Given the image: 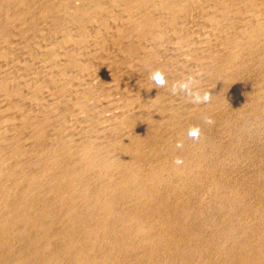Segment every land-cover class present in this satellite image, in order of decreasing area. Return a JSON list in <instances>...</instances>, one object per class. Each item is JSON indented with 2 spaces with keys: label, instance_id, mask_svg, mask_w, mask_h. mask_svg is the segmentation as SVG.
I'll return each mask as SVG.
<instances>
[{
  "label": "rangeland",
  "instance_id": "374dc122",
  "mask_svg": "<svg viewBox=\"0 0 264 264\" xmlns=\"http://www.w3.org/2000/svg\"><path fill=\"white\" fill-rule=\"evenodd\" d=\"M28 1H30L29 5H28ZM45 1L47 0H44V2L43 0H27V3L25 5L26 8L28 6L29 9L31 8L33 9L29 10V9L23 8L24 11L26 10L27 15L25 14L22 20L26 18L27 20H24L21 23H18L17 24L18 27L15 25H14L15 27L13 26L12 28L13 34L14 35L17 34V35L14 37V35L10 33L11 35H6L7 37L4 36L5 37V38L3 37L4 39L1 38V40H4L3 42L0 40V42H2L0 43V84H1L0 85V166H3L2 168H5L4 171H2L0 174V188H2L5 185H10L12 183L11 181L15 182L18 180L17 182H15L16 187L15 185L13 186V188L15 187V189L13 190L14 193H11L10 197L6 196L5 197L6 199L2 197L1 195L3 194L1 193L4 191V187L0 189V201L2 198H4L2 199V202H4L3 200L6 201L8 199V202H10L12 206L14 205L16 206V202H17V205L19 204L21 205L22 202H24V204L33 203L32 206L35 203V205L32 207V209L34 210V212L32 211L33 214L35 215V212L39 213V218L41 217L44 218L45 216V220L42 219L43 221L42 220L40 221L41 226L40 225L38 226L36 224L38 227L36 225L33 227L30 224L25 225L23 224L22 221H21L22 223H20V220L19 221L14 220V221H18L19 223L18 222L17 223L19 225L16 222H14L7 226H4V225L1 226V221H0V239L2 238L0 240L1 241L0 242V261H1L0 263L1 264H13L14 260L20 258L24 254L27 255L30 253L31 254L36 253L37 255L34 257V261H32L34 262L33 264H37L38 262H39L38 264H43V263L45 264L47 261L49 262L51 260L53 261L49 262L50 264H54V262L55 264H69V263L73 264L74 257L77 255L76 253H78L77 251L78 249L79 250L87 249V251L89 250L88 253L92 256L93 248H90L91 249L90 250L89 248L84 247V246H88L87 242L89 241L91 236L89 235V237L88 236L86 237L85 234L88 235L87 230L89 231V229H91L92 226L95 225L93 223H98L101 221L102 222L105 221L106 222L105 224L108 223L107 224L108 226L110 223V226L109 227L107 226L108 229L105 231L106 233L104 232V230H102L103 227L100 230L99 226L97 227L96 225L94 226V229L97 228L98 230L97 229L94 230L92 228L91 233L93 234V230H94L95 232H97V233L94 232L95 235L100 233L97 235L98 238H102V239L107 238L106 240L110 239L108 241L111 246L110 245L109 247L107 246L106 247L107 249L95 248V251H94L95 253L93 252L94 256L95 254L97 256L99 255L98 258L101 260L102 264L104 261L108 262L107 259L104 260L105 256L107 257V254H106L107 250L109 251V248L111 249L112 245H114V242L117 241V239L119 240L123 239V243L125 244L124 246L126 250L125 249L122 250L121 255H122V261L123 260H125V262L127 261L126 264L127 263L131 264L130 257H132L133 259L137 258L135 260L141 261L142 258H144V256L147 259L144 258L142 262H144L146 259V262L149 263L152 260H154L155 255L157 253L158 254L156 255L155 260L149 264H152V263L158 264V261H159V264H166V263L167 264H177V263L178 264H188V263L193 264L196 262L197 259H198L197 260L198 262H200L201 260V264H215L218 262L219 264H222V263L230 264V261L232 264V261L235 259V254L239 252V249L242 250V248L245 245V242L248 241V239H250L251 241V239L254 240L253 237L256 238L254 240L255 246L257 245L256 248L259 246L258 244H256V242L261 243L260 245H264V241L261 242V240L264 238L263 236L264 231H262L264 230V227H263L264 226V219H263L264 218V0H249L250 3L245 2L247 0H244V1L243 0H219V1L218 0H211V1L210 0H206V1L197 0V2L196 1L194 2L193 0L192 2L197 4V6L191 2L189 5L186 6L187 10L185 9L182 12L183 14L181 13L179 15H174L176 19L174 18V16H169V18L171 17V19H169L168 15H166L164 11L162 10L160 11V9L158 8L160 7L161 2L158 0L157 1L154 0L153 1L154 4L151 3V5L155 6L156 10L158 9L160 12L157 13L158 10L156 11L155 8H153L154 9L153 11H155L156 13L155 12L152 13L150 12L152 11V8L150 9L149 7H148L149 11L148 9H146V11H148V13L150 12L152 14L151 16L153 17L156 14L157 16H155L154 18L156 19V24L160 22V24L162 23L163 26H160V24H158L159 27L158 25L155 26V28L153 29L155 32L152 30V32L154 33L152 36L153 38L155 36V39L152 38L153 40L151 41V38L148 37L147 40L148 41L150 40L151 42L150 41L148 42L146 40V42L149 44L144 42L145 44L140 45L141 44L140 43L138 46H141V47L137 48L135 54L129 53L130 56L128 55V50H127L128 49L127 39L123 41L122 39H118L119 37L115 39L116 38L115 36L117 35L112 32L114 29L116 30V26H119V25L121 26V22H122L121 20L123 19L122 17H124L122 15L124 13H121L120 8L117 7L118 9H116V6H115L116 4L112 3L111 0H109L110 3L108 0H103V2H100L101 7L99 4L98 6H96L97 8H94V10L90 8L91 6L90 7L88 6V4L92 3L93 0H91L90 2L89 0H87L88 3L85 0H48V3ZM34 2L36 4L37 2H39L41 5L44 4L43 7L45 6L47 10L50 7L48 12L45 11V13L46 12L47 13L44 14V11H42L43 9L42 6H40V4L38 3L39 7H37V5ZM113 2L116 3V1L114 0ZM57 3L61 7L57 6L58 5ZM31 4L33 5L31 6ZM219 4L222 6H220ZM91 5L93 8L94 7L93 4ZM108 5L109 6L114 5L112 6L113 9L112 7H110L111 8L110 9ZM88 7L91 10L90 12L91 13L93 12L91 14L93 16V19H91V21L88 20L87 16L85 17V15H83L84 16L83 17L81 13L82 10H85V8H88ZM213 7L215 8V11ZM37 8L38 9L41 8V10L39 9L40 10L39 11ZM18 9L20 11V9L22 8H18ZM34 9H37V11ZM228 9L229 11H227ZM27 11H30L29 14H32V13L33 14L30 16ZM35 11L41 14L40 15L38 14L36 16ZM111 12L114 15L115 13H118V15L117 14L116 15L119 16L120 20L119 19L118 20L121 22L117 20V16H115L116 17L115 19L114 16H112L113 14H111ZM42 13L44 14L45 17L42 16ZM120 13L121 15H119ZM160 13H161V16L163 15L162 16L163 21H165L164 19L168 20L167 22L165 21L166 24H164L165 22L164 23L162 22V18L159 19ZM78 14H81V16ZM109 14L110 16H112V18L110 16L108 18ZM222 14H224V16ZM33 16H34V19L32 20L31 17L33 18ZM39 16L43 18L41 19V17ZM103 16L104 17L106 16L105 17L106 20H104ZM176 16H179L180 19L179 18L177 19ZM156 17H158V19ZM110 18L111 20L113 19L112 21L114 24L116 23L115 25L113 23H112L113 25L109 24L110 21L108 20H110ZM78 19L82 21L81 22L82 24L83 22L85 23L84 25L86 29L82 27L84 25L78 22ZM224 19H225V22H224ZM75 20H77L76 24H79V25L81 24L80 25L81 27H79L82 30L81 34L79 32L80 29H78L79 25H75L73 23L75 22ZM103 20L105 22H103ZM158 20L159 22H157ZM219 20H221L223 24ZM230 20L231 22H229ZM169 21L171 22V25ZM224 23L225 24L232 23V25L230 24L231 30L228 29L229 32L227 33L223 32L224 34L222 33V31H220L221 33L220 35L217 29L218 28L220 29L221 26L224 25ZM218 24H219V27L217 26ZM108 25H109V28H108ZM21 28L24 30H22ZM156 28L157 29L160 28V30H157ZM75 29L77 30L75 31ZM155 29L158 31V33H156ZM20 30H22L21 31L22 33L20 32ZM103 30L105 33L103 32ZM244 30H248V31L250 30V33L246 35L249 37H243V34H241V32ZM99 31H102L100 32L101 35L99 34V36L97 35L96 37L95 35L98 34ZM66 32H67V35H66ZM71 33H73V35L74 34L82 35V37L79 36L82 38V39L81 38L79 39V42L80 40L81 42L78 44V42L76 41L78 45H74L76 43L73 41V38L76 35H74L73 38H71L72 36ZM103 33L107 36H105ZM83 34H84L85 39H83L84 38ZM87 34L89 35L87 36ZM226 34H228V36H224ZM18 35H21V36L23 35V36L21 37ZM103 35L106 38H110V39L111 37L112 38L114 37L116 41H114L113 39H111L113 40L111 41L109 39L110 42L106 43L108 41L105 42V40L107 39H105ZM239 35L243 37L242 40L239 39L240 43H238L239 41H237L238 47L232 51L233 54L229 53L230 56L233 57V61L228 66H224L226 64L223 65L222 60L224 58L225 59L223 61L228 60V58L226 59V57H228L226 53L227 51H229L228 49L231 48V46H228V45H233L232 41L235 39V37L236 39L234 40V43H236V40L240 37ZM100 36H101V39H103L104 37L103 41L106 43V44L104 43V46L102 44L103 41L100 40ZM220 36H222L223 38ZM6 38L8 39L11 38L12 40L10 39L8 40ZM17 39L18 40L21 39V40L17 42ZM74 39H76V37ZM6 40H8V42ZM117 40H121L122 42L117 41ZM21 41L23 42V44ZM124 41H126V43ZM115 43H117L116 45L121 44L123 45V47H121V45L120 47L119 45L116 46ZM146 44L147 46H145ZM70 45H74L75 49L73 46L72 48ZM104 47H106V49ZM118 48H119V52L125 49L126 50L125 52L127 54L124 51L119 53L117 50ZM142 48L143 49L147 48L146 50L148 52L146 50H143ZM64 49L65 50L67 49V50L65 51ZM70 49L75 50L74 51L75 53L73 54L69 53L70 56L74 55L76 57V60L74 57L75 62L72 64L71 63L69 64L70 56L69 54H67L68 50ZM204 49H206V51ZM113 50L115 51V53ZM149 51L150 52L154 51L158 54L154 59H151V60L146 59L147 58L146 56L149 55L150 53ZM116 52L118 53L116 54ZM146 52L147 54L145 55ZM203 52L204 53L209 52L211 53V55L212 53H214L215 54L213 55L214 59L216 55H217L216 59H218L221 53L224 55V57L223 56L221 57L222 60L221 58H219V60H216L215 61L216 65L213 62H210L209 61L210 59H209L207 61L208 63L207 65L205 64L207 60L206 59L207 54H204ZM218 52H221V53L218 54ZM137 53L141 56H139ZM143 55L145 56L143 57ZM61 56H63L65 60L63 57H62L63 59L59 58ZM77 58H81V59H77ZM125 61L127 62L125 63ZM135 61H137L138 63L137 62L135 63ZM218 61H221V62H218ZM129 62H130V65H129ZM66 63H67V66H66ZM149 63L153 66H151ZM74 64L77 65V67ZM146 64L148 65L149 68L146 66ZM200 65L201 66L207 65L209 66V68L208 67L204 68L202 66L203 68L202 70ZM219 65H223V68L222 67L219 69L216 68ZM198 68H201L202 71ZM221 69H223V72H224L223 74L225 73L227 74V75L226 74L224 75L225 76L224 78H226V76L228 77H227V80L223 79L224 81L222 80L219 82V80H217L216 75H217V71L218 70L221 71ZM209 70H211L212 72ZM157 71L161 72L165 77L166 83L163 86L156 85L155 82L151 78L152 74ZM58 72H59V75H56V73ZM205 72L206 74H204ZM78 73H81V74L78 75ZM55 77L57 78L55 79ZM59 80L60 81L62 80L61 84L63 83V86L60 84V82H58V84L61 85L62 87L61 86L58 87V85L53 86L54 84H57L56 82ZM2 81L5 85L1 83ZM182 84L187 85V87L181 88L180 85ZM40 85H43L45 87L43 88ZM127 86H129L130 88ZM35 87L36 89L39 90L38 92L35 91L34 89ZM2 89H5L3 90L5 91V93L2 91ZM71 89H73V91ZM57 90H60L59 93ZM63 90H66V91H63ZM32 91H35V92L32 93ZM83 92L85 93V95L83 94ZM53 94H57L58 96L60 94V96L56 97ZM205 97H207V99H205ZM86 99H89V100H86ZM207 108H208V111H207ZM201 112H203L202 115L204 114L203 115L204 117L201 115ZM123 113L125 115L124 116L125 120L124 118H121V115H123ZM198 113H200V115L202 116V118L200 117V121L199 119H197L199 118ZM117 115L118 117H115ZM40 117H42L43 129L40 132L39 144H37L38 146L36 145V148L33 149L34 144L33 146H31L32 137L30 135L32 133L29 130L30 129L29 126L32 123L37 122L40 119ZM194 117H196V119ZM120 122H123V123H121L120 125ZM130 129L131 131H129ZM189 130H193V131L198 130L199 138L198 139L191 138L188 135ZM126 131L127 133H130V134H127ZM68 132L72 133L73 135H76V137L73 139H68L66 137V133ZM136 132H139V133H136ZM137 134H138L139 139L136 137ZM125 137L126 138L132 137V138L126 139ZM134 138H136L137 141L138 140L139 141L138 142L135 141L136 139ZM129 139L130 141H128ZM157 140L159 142H157ZM121 141L122 143L123 142L124 143L122 144ZM29 142H31L30 143L31 145L29 144ZM128 143L130 144L132 143V145L135 147L137 146L139 148V151H141V153L139 151L131 152L129 149L128 151L129 154H128V152L126 151L128 150L127 147H129L130 145ZM54 144H56V146H62L64 148L62 149L63 151L61 153L62 158L64 157L67 158V159L64 158L65 160H67V162L71 160L68 163V165L64 167L66 170L68 169L67 170L68 174H70L69 173L70 171L74 172V171L82 170L80 171V174L78 175L79 177H77L78 180L76 178L77 181L71 180V177L70 176L68 177L67 175H66L67 178L66 177L63 178L62 176H60V174H57V175L55 174L57 172L53 170L54 167H51L52 164H54V162L51 161L50 163V158H48L49 155H47L48 153H51V149L55 147ZM124 144L127 145L126 149H124L125 148ZM178 144L181 146L178 147L177 146ZM172 147H174V149ZM172 153H173L174 158L176 157L178 158L181 154H183L181 156H184L183 161H185L184 162L185 168L188 167L186 166V164L189 163L188 165L190 169L192 168V170H194L193 173L198 174L196 176L197 177L199 176V178H201L202 181L204 180V183L202 184L197 183L196 185V183L190 184L187 181L188 186H186L187 188L184 189L185 192L184 191L179 192L177 189L173 190L174 184L176 183L178 184L181 181L177 179L179 175L178 176L176 175L177 178L175 179L176 176L172 174L173 177L175 176L173 178L170 175L171 171L165 169L167 168L168 162L170 163L169 160L172 159V157L169 156V154L172 155ZM136 154L138 155L140 154V156ZM105 157L108 160L103 159ZM45 158L47 159L49 163L46 162ZM105 160L107 162H105ZM127 162H130V163L135 162L136 166L134 165V167L131 169L128 166L129 163ZM139 162H142V163H139ZM134 168H136L137 170ZM48 169L50 170V172H48L49 171ZM154 169H155V172H157L158 174L161 173L159 176L161 177L160 178L161 186H159V189L157 191H159L161 196H163L164 193L166 194L170 193V195L172 194L171 199L177 198V200L175 199L174 200L177 201V203H179V206L176 203L171 204L169 208L167 206L165 208V211H167L168 209H169L168 211H173L171 209L174 207V205H177V207L182 211L181 213L188 210V212H190L189 214L190 216L187 217V220L190 218L189 221H187L188 228L192 230L196 228V230L198 231V235H200L198 237L199 242L198 243L196 242L197 246L198 244L202 246L201 243L205 241L206 239L213 242V244H211L212 246L208 248L204 247L205 249L200 246L198 247L199 249L201 248L200 253L198 252L199 254L195 253V255H193L194 253L192 252L190 253L188 251L187 248L189 246L187 247L186 244H182V249L180 248V250L179 248H177L176 250H179L177 252L176 250L174 249L172 250L171 248L170 250H167L168 248H165V247L163 248L162 250L163 252H162L161 251L162 247H160L162 245L158 244V242L156 244L154 243L153 246H152V242H149L150 243V246H148L149 249L147 247L144 248V245L147 246V244L149 245V243L147 242L140 243L139 240H138L139 242L138 241L136 242V240L134 239H137L139 236L142 238L143 232H139L137 231V229L135 230L134 225L136 224L133 223V225H131L132 223L127 222L126 218L125 217L123 218L124 215L122 214L123 212L128 213L127 212V209H129L128 206H130L131 208L132 204L136 201L135 198H138L141 196L140 190L137 187H134L135 185H128L129 186L128 189L130 190V193H128L127 196H124L123 199L122 198L119 199V202L118 201L115 202L116 204L113 206V209L116 212L114 211L112 212L113 217L110 215L111 213L106 214V215L103 214L104 212L102 211V207L104 205V202L108 200V198L106 197L108 195H111V193L117 194L114 191L115 189L117 190L118 193L120 190L122 191V189L125 190V188L122 185H120V181L122 180L120 179V177L122 178L128 177L126 175L131 174L132 170H134L135 173H138L144 176L145 174H149V172L151 173L152 171H154ZM195 169H197L198 172L197 170L195 172ZM129 171L130 173H128ZM81 172H84L85 174L82 175ZM29 173L32 174V176L34 175L32 179H36V178L37 179L33 181L30 180L31 176H28L30 175ZM58 175L60 179L57 178ZM80 175H82L81 178H80ZM164 175H166L165 178L163 177ZM170 176L173 180L170 178ZM181 177L183 178L184 176H181ZM25 179L28 180L29 183ZM179 179H181L180 176H179ZM7 180L9 181L7 182ZM31 182H33V185H31ZM29 184L31 187L33 186L32 192L30 191L31 187H30V190H28L31 193L26 192L27 191L26 189L29 187ZM108 184L109 186L112 184L111 186L112 188H109ZM85 185L88 186L87 187L88 189H86L85 191H82V189L84 188L83 186ZM113 185H115L116 188L113 189V187H115ZM53 186L54 188L56 186V189L60 187L58 192H53ZM202 186L204 187L201 188ZM70 188L74 192V195H72L71 197H69L71 195V194L69 195V193L72 192ZM102 188L103 190H101ZM131 188L133 189L131 190ZM135 188H137L136 190H139L138 191L139 193H137ZM95 190H96V193H95ZM46 191L48 192L46 193ZM174 191H177L178 193L176 192L175 194ZM51 192H53V194ZM26 193H28V195ZM13 194L14 196L16 195L18 198L16 196L14 198ZM43 194L46 196L45 198ZM37 195L39 196L38 197L39 200L37 198ZM60 195L62 196L64 195L66 197L68 196V198H66V202L65 201H63L62 203L60 202L61 205H59L60 203L58 202L59 201L58 198ZM53 196L55 197V199ZM155 196L156 195H154V198ZM94 197L96 198L98 197V198L96 199ZM125 197L128 198V200L130 199L131 201L129 200L128 201L129 203H128ZM11 198L14 200H12ZM69 198H71V200ZM90 198L92 199L94 198L93 201L95 199L96 200L94 201L95 203L91 201V203L93 202V204L90 203L89 205L91 207L90 206L88 207L87 205L88 201L92 200ZM154 198L152 197V199ZM36 199L37 201H35ZM133 199L134 201H132ZM102 200H105V201L103 202ZM42 201L43 203H45V205L42 203ZM122 201L125 202V204ZM155 201H156V198H155ZM13 202L15 204H13ZM126 202L128 203V206L126 210L123 209L122 211L121 210L122 208L120 206L122 205L123 207L124 205H127ZM2 204L0 205V207H3V208H0V219L1 220L3 216L6 217L7 213H8L7 216H9L8 218L10 217L15 218L17 217V214H18L17 212L21 210L20 206H18V208L16 207L18 210L15 207L12 208V211L10 207H7V210H6V207L2 206ZM24 204H22V207H24L23 206ZM119 204L121 205L119 206ZM186 204L189 207H187ZM47 205L48 206L51 205V206L48 207ZM75 206L79 207L80 209L78 208L75 209ZM8 208L10 209L12 213L8 211L9 210ZM82 209L84 212L86 211V209H88L87 210L88 215L91 214L90 215L91 217L88 216L90 219L87 218V220H85L86 217L79 218L77 220V222L79 221L78 223L76 221H72L73 217H75L76 215L78 216V215L83 214L81 213L83 212ZM38 210H40L41 212L40 211L38 212ZM98 210H100L103 216L99 214L100 212ZM117 212L121 213L123 216H121ZM67 213H69V215H66ZM87 213L85 214L87 215ZM97 213L98 215L96 217ZM260 213L261 215L263 213L261 217H260ZM71 214L73 215V217ZM19 215L20 214H18V216ZM46 216H48V219H46L47 218ZM52 216L53 218H51ZM99 216L100 218H98ZM178 216L180 217V214ZM178 216L176 217L175 221L177 220V218L178 220L179 219L181 220L182 216L180 218ZM94 217L95 219H93ZM122 218L124 221L122 220ZM146 218L147 219H145L144 217L145 220H143V222L146 225L148 223H153V222H147V220L150 221L148 219L150 217H146ZM84 221H86V223ZM73 222L75 225L73 224ZM139 222L141 223L142 220ZM229 223L232 227L231 233H224L223 235L222 232L225 230V227L226 229H230V225H228ZM20 224H22V227ZM66 225L69 227L71 226L74 230L72 228H68ZM247 226L249 228H255L256 226L255 230L259 228V230L262 231L263 235H261V231H259L258 229L256 231L254 230L251 232V234L253 233L252 235L255 234V236L253 237L250 234V232L249 234H247L246 232L244 234V231H245L244 229L247 228ZM126 227H128L129 229ZM233 227H234V231H233ZM7 228H8V231H7ZM30 228H31V231H30ZM125 228L126 230H124ZM34 229H35V232L33 233ZM52 229H56V230L52 231ZM63 229H66V230H63ZM99 230L102 231V233ZM12 231L14 232L13 234H12ZM144 232L146 236L147 232L146 231ZM255 232H258V233L260 232V235H258V233H255ZM114 233H116L117 235H115ZM140 233L142 234L140 235ZM177 233L178 232L176 233L174 232L173 233L174 235L172 234L170 236L171 239H175L176 237L179 238L180 234H181L180 237H182L183 233H180V232L179 234ZM82 234H83V237H82ZM118 234L119 236L120 235L123 236L125 239L121 236H120L121 238H119ZM100 235L102 237H100ZM207 235H209L210 237ZM214 235H216L215 238H214ZM246 235L248 236L251 235V236L248 237ZM18 236H20V238ZM64 236L66 237V239ZM125 236L129 239H132L133 241L132 240L129 241L127 239V242L129 243L128 244L125 241L126 240ZM147 236H148V233H147ZM172 236H174V238ZM183 236H185V234ZM261 236L263 238H261ZM14 237H17V238H14ZM80 237L85 238V240L83 239L82 241ZM114 237L117 239H115ZM243 237H246V238H243ZM202 238H204L205 240H203ZM64 239L65 240L72 239V240H69V242L72 243L71 244L72 246L69 245L70 250H68L69 249L68 247L63 246L65 243L63 242ZM216 239L219 243L217 241H214ZM242 239L245 240L244 243ZM12 241H13V244H12ZM80 241L82 242L80 243ZM44 243L46 245H48V243L49 245L51 244L53 245L55 244V245L54 247L52 245L51 247H46ZM77 244L80 246H78ZM6 245L7 246L9 245L8 246L9 248ZM60 245L62 246L63 249L61 248ZM241 245H243L242 248H241ZM34 246H36L37 248L39 246L40 249L42 246V249H41L42 251L37 248L35 249ZM156 246L160 248L159 250L161 252L158 249H157V252L155 253H153L152 250L150 251L151 248L153 250L157 248ZM44 248L45 249L50 248V249L48 251V250H45ZM226 248L230 250L228 251ZM6 249H7V253H6ZM56 249H58V251L61 252L59 253V258H58V254H57V257L55 255L56 252L58 253ZM64 249L68 252H66ZM36 250L38 253L36 252ZM63 250L65 251V253H63L64 252ZM74 250L76 252H74ZM99 250L100 252L102 250L103 251L100 253L98 252ZM171 250L173 251V253H171L172 252ZM235 250H238V251H235ZM126 252L128 253L126 254ZM145 252H147L148 254L146 255ZM69 253H72L73 255L74 254L75 255L73 256V255H70ZM102 253L103 255L105 254L106 255L103 256ZM132 254H135V255H132ZM150 254H152V256H150ZM191 254L193 255V257ZM214 254H215V257H214ZM51 255L52 256L54 255V256L51 257ZM60 255H62V258ZM162 255L164 257H162ZM68 256H71V257H68ZM23 257H26V256L24 255ZM42 257H45L46 260L45 262L44 260L43 262L41 260V263H40V259ZM157 257L159 258L157 259ZM45 258H42V259H45ZM163 260H165V262ZM125 262L123 261L122 263L125 264ZM105 264H113V263L108 262Z\"/></svg>",
  "mask_w": 264,
  "mask_h": 264
},
{
  "label": "bare ground",
  "instance_id": "6f19581e",
  "mask_svg": "<svg viewBox=\"0 0 264 264\" xmlns=\"http://www.w3.org/2000/svg\"><path fill=\"white\" fill-rule=\"evenodd\" d=\"M86 2H87V0H85ZM91 0H89V2H90ZM109 1V0H108ZM112 1V3H114V4H116L115 6H116V9H118V8H120V10H121V13H124L122 16H124V17H122L123 19L121 20V21H119L120 20V18H119V16H117L118 15V13H115V15L111 12V14H113L112 16H114V18L116 19V17L115 16H117V20L119 21V22H121V26L119 27V26H116V30L114 31L113 29H111V30H113L112 32L113 33H115L117 36H115V35H113V36H115L116 38L115 39H117L118 37V39H122V41L123 40H126L127 39V42H128V45H127V50H128V55H129V53L130 54H135V52H136V50H137V48L138 47H141V46H138L140 43V45H143V44H145L144 42H146V40H147V38L149 37V38H151V41L153 40V39H155V36H154V38H153V32H152V30L155 28V26H157L158 24H160V22H159V20L157 21V22H159L158 24H156V19H154L155 18V16H157L155 13V11H153L154 9L153 8H155V10H156V7L155 6H152L151 5V3L152 4H154V0H114V1H116V3L115 2H113V0H111ZM155 1H157V0H155ZM158 1H160L161 2V4H160V7H158L159 9H160V11L162 10V11H164L165 13H166V15H168V18H169V16H174V15H179V14H181L185 9H186V6L187 5H189L193 0H158ZM197 2V0H194V2ZM206 1V0H205ZM211 1V0H210ZM209 1V2H210ZM219 1V0H218ZM244 1V0H243ZM40 2V1H39ZM39 2H37V7H39L38 5L40 4ZM43 2H44V0H43ZM45 2H47L48 3V0L47 1H45ZM58 2V1H57ZM100 2H103V0H93V2L92 3H89L88 4V6L92 9V10H94V8H97L96 6H98L99 4H100V7H101V3ZM105 2H107V1H105ZM194 2H192V3H194ZM212 2H214V1H212ZM240 2V1H239ZM245 2H249V0H247V1H245ZM26 3H27V0H0V40H1V38H3L4 36H6V35H11V34H13V31H12V28H13V26L15 25V26H17V24L18 23H21L22 21H24V20H27V18H26V16H25V18L26 19H24V20H22L23 19V17H24V15L26 14V10L24 11L23 10V8H25V9H29L28 8V6H27V8H26ZM29 3H30V1H28V5H29ZM33 3V4H34ZM39 3V4H38ZM42 3V2H41ZM88 3V2H87ZM109 3H110V1H109ZM199 3H201V2H199ZM250 3V2H249ZM33 4H31V6L33 5ZM50 4V3H49ZM58 4V3H57ZM65 4H67V3H65ZM91 4H93V8H92V5ZM195 4V3H194ZM205 4V3H204ZM216 4V3H215ZM43 5L44 4H40V6H42V11H44V14H46L47 12H48V10H49V8H48V10H47V8L45 7H43ZM64 5V4H63ZM75 5V4H74ZM149 5H151V6H149ZM196 6H197V4H195ZM220 5V4H219ZM50 6V5H49ZM52 6V5H51ZM57 6H60L59 4L57 5ZM112 6H114V5H112ZM112 6H109L108 5V7L110 8V7H112ZM211 6V5H210ZM220 6H222V5H220ZM224 6V5H223ZM35 7V6H34ZM61 7V6H60ZM73 7V6H72ZM81 7V6H80ZM89 7L88 8H85V10H82L81 11V13H82V16L83 15H85V17L87 16L88 17V20L89 21H91V19H93V16L91 15L92 13L90 12L91 10L89 9ZM118 7V8H117ZM148 7L151 9L152 8V11H150V12H155L154 14V17L153 16H151L152 14L149 12L148 13V11H149V9H148ZM207 7H208V5H207ZM217 7V6H216ZM16 8V9H15ZM18 8H22V9H20V11H19V9ZM53 8V7H52ZM75 8V7H74ZM82 8H83V6H82ZM108 8V9H109ZM214 8V7H213ZM222 8V7H221ZM31 9H33V8H31ZM31 9H29V10H31ZM38 9V8H37ZM37 9H34V10H36L37 11ZM40 10H41V8H39ZM38 9V10H39ZM81 9V8H80ZM111 9V8H110ZM112 9H113V7H112ZM146 9H148V11H146ZM39 10V11H40ZM115 10V9H114ZM158 10V9H157ZM156 10V11H157ZM187 10V9H186ZM35 11V12H36ZM45 11H47L46 13H45ZM52 11V10H51ZM76 11V10H75ZM78 11H80V10H78ZM109 11H111V10H109ZM159 10H158V12L157 13H159L160 12ZM214 11H215V8H214ZM227 11H229V9L227 10ZM28 12V14L30 13V11H27ZM32 12V11H31ZM34 12V13H35ZM72 12V11H71ZM193 12V11H192ZM221 12V11H220ZM219 12V13H220ZM76 13V12H75ZM121 13L119 14V15H121ZM204 13V12H203ZM213 13V12H212ZM216 13V12H215ZM217 13H218V11H217ZM226 13V12H225ZM33 14V13H32ZM32 14H29L30 16L32 15ZM36 14V16L39 14H41V13H35ZM44 14L42 13V16H44ZM73 14V13H72ZM107 14V13H106ZM117 14V15H116ZM164 14V13H163ZM183 14V13H182ZM27 15V14H26ZM49 15V14H48ZM52 15V14H51ZM57 15V14H56ZM78 15H80L81 16V14H78ZM160 16H159V19H161L162 18V22L164 23L165 21L167 22L168 20H166V19H164L165 21H163V15L161 16V13L159 14ZM201 15V14H200ZM223 16H224V14H222ZM222 15H221V17H222ZM229 15V14H228ZM29 16V17H30ZM35 16V17H36ZM68 16V15H67ZM91 16H92V18H91ZM109 16H110V14L108 15V18H109ZM112 16H110L111 18H112ZM29 17H28V19H29ZM39 17H41V16H39ZM38 17V18H39ZM45 17V16H44ZM56 17V16H55ZM84 17V16H83ZM104 17V16H103ZM106 17V16H105ZM105 17H104V20H106L105 19ZM164 17H165V15H164ZM177 17V19L179 18V16H176ZM227 17V16H226ZM43 17H41V19H42ZM78 18V17H77ZM81 18V17H80ZM79 18V19H80ZM102 18V17H101ZM111 18H110V20H108V21H110V23L109 24H111V25H113L114 23H113V19L111 20ZM157 19H158V17H156ZM167 18V19H168ZM174 18H175V16H174ZM174 18H172V19H174ZM183 18V17H182ZM217 18V17H216ZM219 18V17H218ZM228 18V17H227ZM31 19L33 20L34 19V16H33V18L31 17ZM51 19V18H50ZM72 19V18H71ZM71 19H70V21H71ZM78 19V22H82V21H80ZM103 19V18H102ZM169 19H171V17L169 18ZM176 19V18H175ZM180 19V18H179ZM222 19V18H221ZM39 20V19H38ZM52 20V19H51ZM60 20V19H59ZM87 20V19H86ZM87 20V21H88ZM103 20V22H105ZM213 20V19H212ZM227 20V19H226ZM229 20V19H228ZM29 21H30V19H29ZM45 21V20H44ZM58 21V20H57ZM69 21V22H70ZM73 21V20H72ZM77 20H75V22H73L75 25H79V24H76L77 22H76ZM118 21H117V23H118ZM161 21V20H160ZM174 21V20H173ZM219 21H221V20H219ZM27 22V21H26ZM26 22H25V24H26ZM43 22V21H42ZM47 22V21H46ZM45 22V23H46ZM166 22L164 23V24H166ZM170 22V21H169ZM175 22V21H174ZM173 22V23H174ZM224 22H225V19H224ZM229 22H231V20L229 21ZM24 23V22H23ZM36 23V22H35ZM53 23V22H52ZM65 23V22H64ZM88 23V22H87ZM94 23V22H93ZM113 23V24H112ZM218 23V22H217ZM221 23H222V21H221ZM30 24V23H29ZM59 24V23H58ZM57 24V25H58ZM66 24V23H65ZM82 24V23H81ZM80 24V25H81ZM85 23L83 22V24L82 25H84ZM90 24V23H89ZM105 24V23H104ZM116 24V23H115ZM114 24V25H115ZM220 24V23H219ZM219 24L217 25L218 27H219ZM223 24V23H222ZM232 25V23H224V25H220L221 26V30L218 28L217 29V31H219V33H220V31H222V33L224 32H229L228 31V29L229 30H231V25ZM20 25V24H19ZM22 25V24H21ZM62 25V24H61ZM71 25H73V24H71ZM74 25V26H75ZM78 26V29H80L79 27H81V26ZM107 25V24H106ZM170 25H171V22H170ZM14 26V27H15ZM73 26V27H74ZM102 26H104V25H102ZM101 26V27H102ZM160 26H163L162 25V23L160 24ZM166 26V25H165ZM165 26H164V28H165ZM18 27V26H17ZM21 27V26H20ZM28 27V26H27ZM55 27V26H54ZM58 27V26H57ZM64 27V26H63ZM72 27V26H71ZM82 27H84V29H86L85 28V25L84 26H82ZM89 27V26H88ZM158 27H159V25H158ZM157 27V28H158ZM67 28V27H66ZM76 28H77V26H76ZM108 28H109V25H108ZM156 28V29H157ZM163 28V27H162ZM22 29V28H21ZM68 29V28H67ZM74 29V28H73ZM83 29V28H82ZM91 29V28H90ZM101 29H103V28H101ZM155 29V30H156ZM245 29V28H244ZM15 30V29H14ZM17 30V29H16ZM22 30H24V29H22ZM22 30H20V32L22 31ZM54 30V29H53ZM63 30H64V28H63ZM70 30V29H69ZM68 30V31H69ZM77 29H75V31H76ZM110 30V29H109ZM157 30H160V28L159 29H157ZM156 30V33H158V31ZM19 31V30H18ZM72 31V30H71ZM88 31V30H87ZM86 31V32H87ZM96 31H98V30H96ZM106 31V30H105ZM154 31V30H153ZM161 31H162V29H161ZM160 31V32H161ZM210 31V30H209ZM30 32V31H29ZM78 32V31H77ZM79 32H80V34L82 33V30L80 29L79 30ZM84 32V31H83ZM100 32H102V31H99V33L98 34H93V35H95L96 37H97V35L99 36V34L101 35V33ZM103 32H104V30H103ZM155 32V31H154ZM11 33V34H10ZM22 33V32H21ZM23 33H24V31H23ZM63 33V32H62ZM105 33V32H104ZM103 33V34H104ZM107 33V32H106ZM223 33V34H224ZM232 33V32H231ZM250 33V30L248 31V30H244V31H242L241 32V34H243V37H249V36H246V35H248ZM72 34V36H71V38H73V36L74 35H76V34H74L73 35V33H71ZM76 35V36H74V38L76 37V39H74L73 38V41L76 43V44H74V45H78L80 42H81V40H80V42H79V39L82 37V35ZM108 34V33H107ZM110 34V33H109ZM245 34V35H244ZM14 35V34H13ZM17 35V34H16ZM16 35H14V37L16 36ZM26 35V34H25ZM24 35V36H25ZM29 35V34H28ZM66 35H67V32H66ZM70 35V34H69ZM89 34H87V36H88ZM105 35V34H104ZM103 35V36H104ZM156 35V34H155ZM220 35H221V33H220ZM233 35V34H232ZM18 36H21V35H18ZM23 36V35H22ZM21 36V37H22ZM78 36V37H77ZM79 36H81V37H79ZM86 36V37H87ZM102 36V37H103ZM105 36H107V35H105ZM104 36V37H105ZM109 36V35H108ZM152 36V37H151ZM224 36H228V34H226V35H224ZM240 37L238 38V36H237V40H236V43H234V40L236 39V37H235V39L232 41V43H233V45H228V46H231V48H229L228 50L229 51H227V53H226V55H228V57H226V59L228 58V60H225V61H223L222 60V56L224 57V55L221 53V52H218V54L219 53H221V55H219V58H221V60H222V62H223V65L224 64H226V65H224V66H228L232 61H233V57L232 56H230V54L229 53H232V51L235 49V48H237L238 46V43H240V40L239 39H241L242 40V38L243 37H241V35H239ZM7 37V36H6ZM20 37V38H21ZM69 37V36H68ZM83 37H84V34H83ZM104 37H103V39H104ZM220 37H222V36H220ZM231 37V36H230ZM234 37V36H233ZM5 38V37H4ZM3 38V39H4ZM30 38V37H29ZM70 38V37H69ZM153 38V39H152ZM156 38H157V36H156ZM223 38V37H222ZM224 38H226V37H224ZM228 38V37H227ZM6 39H8V38H6ZM10 40H12L11 38H9ZM8 39V40H9ZM34 39V38H33ZM82 39V38H81ZM83 39H85V37L83 38ZM103 39H101V36H100V40H102L103 41ZM105 39H107V40H105V42L106 41H108V42H106V43H109L110 41H109V39L110 38H106L105 37ZM111 39H113L114 41H116L115 39H114V37L112 38L111 37ZM110 39V40H111ZM233 39V38H232ZM246 39V38H245ZM8 40H6L7 42H8ZM21 39H17V42L18 41H20ZM65 40V39H64ZM67 40V39H66ZM88 40H89V38H88ZM113 40H111V41H113ZM227 40V39H226ZM247 40V39H246ZM2 42L4 41V40H1ZM25 41V40H24ZM69 41V40H68ZM72 41V40H71ZM72 41V42H73ZM78 42V44H77V42ZM117 41H121V40H117ZM121 41V42H122ZM148 41V40H147ZM150 41V40H149ZM148 41V42H149ZM150 41V42H151ZM182 41V40H181ZM237 41H239L238 43H237ZM2 42H0V43H2ZM22 42V41H21ZM73 42V43H74ZM85 42H86V40H85ZM104 41H103V46H104V43H105ZM125 43H126V41H124ZM230 42V41H229ZM13 43H14V41H13ZM105 43V44H106ZM114 43V42H113ZM120 43V42H119ZM147 43V42H146ZM18 44V43H17ZM22 44H23V42H22ZM26 44V43H25ZM64 44V43H63ZM82 44V43H81ZM117 43H115V45H116ZM147 44H149V43H147ZM147 44L145 45V46H147ZM74 45H70L71 47L73 46L74 47ZM83 45V44H82ZM94 45V44H93ZM112 45V44H111ZM119 45V44H118ZM118 45H116V46H118ZM121 45V44H120ZM120 45H119V47H120ZM24 46V45H23ZM125 46V45H124ZM149 46V45H148ZM250 46H251V44H250ZM69 47V46H68ZM68 47H67V49H68ZM72 47V48H73ZM80 47V46H79ZM88 47V46H87ZM96 47H97V45H96ZM99 47V46H98ZM101 47V46H100ZM107 47V46H106ZM106 47H104L105 49H106ZM112 47V46H111ZM121 47H123V45H121ZM24 48V47H23ZM71 48V49H72ZM108 48V47H107ZM220 48V47H219ZM26 49V48H25ZM66 49V50H67ZM70 49V50H71ZM74 49H75V47H74ZM71 50V51H73V52H71L70 50H68V52H67V54H73V53H75L74 51L75 50ZM100 49V48H99ZM104 49V50H105ZM143 49V48H142ZM147 48H144L143 50H146ZM226 49H227V47H226ZM2 50V49H1ZM65 50V49H64ZM65 50V51H66ZM118 50V52H119V48L117 49ZM205 51H206V49H204ZM211 50V49H210ZM237 50V49H236ZM18 51V50H17ZM59 51V50H58ZM70 51V52H69ZM114 51V50H113ZM122 51H126L125 49H123ZM122 51H120V52H122ZM141 51V50H140ZM139 51V52H140ZM147 51V50H146ZM207 51H209V50H207ZM212 51V50H211ZM3 52V51H2ZM118 52H116V54L118 53ZM119 52V53H120ZM138 52V51H137ZM148 52V51H147ZM147 52L145 53V55L147 54ZM150 52V51H149ZM224 52V51H223ZM225 52H226V50H225ZM61 53V52H60ZM77 53H78V51H77ZM76 53V54H77ZM105 53V52H104ZM114 53H115V51H114ZM126 53V52H125ZM198 53V52H197ZM204 53V52H203ZM234 53H236V52H234ZM2 54V53H1ZM66 54V55H67ZM70 54H69V56H70ZM95 54V53H94ZM127 54V53H126ZM138 54V53H137ZM142 54V53H141ZM157 54L158 53H156V52H154V51H151L150 53H149V55H147L146 57V59H149V60H151V59H154L156 56H157ZM201 54V53H200ZM204 54H207V56H206V63L205 64H207L208 65V63H207V61L209 60L210 62H213L215 65H216V63H215V61L216 60H219V58L218 59H216V57H217V55H216V57H215V59H214V57H213V55H215L214 53H212V55H211V53H204ZM225 54V53H224ZM233 54V53H232ZM4 55V54H3ZM3 55H1V56H3ZM104 55V54H103ZM122 55H123V53H122ZM139 55V54H138ZM145 55H143V57L145 56ZM203 55V54H202ZM225 55V56H226ZM130 56V55H129ZM137 56V55H136ZM135 56V57H136ZM139 56H141V55H139ZM159 56V55H158ZM198 56V55H197ZM63 56H61V57H59V58H62ZM74 55H71L70 57H69V64L71 63H74L75 61H74ZM85 57V56H84ZM86 57H88V56H86ZM103 57V56H102ZM133 57V56H132ZM64 58V57H63ZM62 58V59H63ZM105 58V57H104ZM106 58H107V56H106ZM123 58V57H122ZM128 58V57H127ZM131 58V57H130ZM158 58V57H157ZM77 59H81V58H77ZM91 59V58H90ZM143 59V58H142ZM235 59V58H234ZM64 60H65V58H64ZM67 60V59H66ZM75 60H76V57H75ZM123 60V59H122ZM134 60V59H133ZM71 61V62H70ZM59 62V61H58ZM79 62V61H78ZM127 61H125V63H126ZM132 62V61H131ZM137 61H135V63H136ZM139 62H140V60H139ZM152 62V61H151ZM150 62V63H151ZM218 62H221V61H218ZM68 63V62H67ZM67 63H66V66H67ZM138 63V62H137ZM149 63V64H150ZM153 63V62H152ZM201 63V62H200ZM234 63H236V62H234ZM61 64V63H60ZM107 64H109V63H107ZM107 64H105V65H107ZM140 64V63H139ZM142 64H144V63H142ZM161 64V63H160ZM211 64V63H210ZM218 64V63H217ZM75 65V64H74ZM81 65V64H80ZM79 65V66H80ZM123 65V64H122ZM121 65V66H122ZM129 65H130V62H129ZM151 65V64H150ZM159 65V64H158ZM157 65V66H158ZM163 65V64H162ZM207 65H202L204 68L205 67H208L209 68V66H207ZM223 65H219V66H217L216 68H223ZM60 66H62V65H60ZM76 67H77V65H75ZM74 66V67H75ZM124 66V65H123ZM122 66V67H123ZM145 66V65H144ZM146 66L148 67V65L146 64ZM151 66H153V65H151ZM155 66V65H154ZM201 66V65H200ZM202 66H201V68H202ZM231 66V65H230ZM92 67V66H91ZM126 67V66H125ZM147 67H145V68H147ZM164 67V66H163ZM213 67V66H212ZM84 68V67H83ZM105 68V67H104ZM149 68V67H148ZM201 68H198V69H200L201 70ZM227 68V67H226ZM163 69H165V68H163ZM199 70V71H200ZM202 70H203V68H202ZM201 70V71H202ZM217 70V69H216ZM73 71H75V70H73ZM199 71H197V72H199ZM205 71H206V69H205ZM209 71H211V70H209ZM204 72V71H203ZM212 72V71H211ZM67 73V72H66ZM70 73V72H69ZM83 73V72H82ZM224 72H223V69H221V71L220 70H218L217 71V75H216V77H217V80H219V82L220 81H222L223 79H226L227 80V77L228 76H226V78H224L225 76V74H223ZM68 74V73H67ZM74 74V73H73ZM79 74H81V73H78V75ZM204 74H206V72L204 73ZM56 75H59V72L58 73H56ZM208 75V74H207ZM227 75V74H226ZM73 76V75H72ZM84 76V75H83ZM198 76V75H197ZM200 76V75H199ZM210 76V75H209ZM78 77V76H77ZM85 77V76H84ZM215 77V78H216ZM57 77H55V79H56ZM195 78V77H194ZM207 78V77H206ZM61 79V78H60ZM69 80V79H68ZM133 80H135V79H133ZM62 81V80H61ZM61 81L59 80V81H57L56 83L57 84H54L53 86H55V85H58V87L59 86H63V83L61 84ZM75 81V80H74ZM224 81V80H223ZM58 82H60V84L61 85H59L58 84ZM71 82V81H70ZM73 82V81H72ZM185 82V81H184ZM218 82V81H217ZM1 83H3V81L1 82ZM69 83V82H68ZM125 83V82H124ZM131 83V82H130ZM129 83V84H130ZM4 84V83H3ZM67 84V83H66ZM78 84V83H77ZM137 84V83H136ZM1 85V84H0ZM5 85V84H4ZM3 85V86H4ZM65 85V84H64ZM72 85V84H71ZM75 85H76V83H75ZM131 85V84H130ZM39 86V85H38ZM40 86H42L43 88L45 87V86H43V85H40ZM61 86V87H62ZM67 86V85H66ZM69 86V85H68ZM78 86V85H77ZM85 86V85H84ZM197 86V85H196ZM2 87V86H1ZM57 87V86H56ZM57 87V88H58ZM60 87V88H61ZM65 87V86H64ZM63 87V88H64ZM127 87H129V86H127ZM131 87H133V86H131ZM190 87V86H189ZM5 88V87H4ZM53 88V87H52ZM62 88V89H63ZM66 88V87H65ZM68 88H70V87H68ZM85 88V87H84ZM130 88V87H129ZM194 88V87H193ZM35 89V91H39L38 89H36V87L34 88ZM33 89V90H34ZM40 89V88H39ZM46 89V88H45ZM3 90H5V89H2V91ZM41 90V89H40ZM55 90V89H54ZM72 91H73V89H71ZM35 91H32V93H34ZM58 91V93H59V91L60 90H57ZM62 91V90H61ZM63 91H66V90H63ZM83 91V90H82ZM4 93H5V91H3ZM56 92V91H55ZM85 92H86V90H85ZM62 93V92H61ZM73 93H75V92H73ZM82 93V92H81ZM63 94H65V93H63ZM83 94L85 95V93L83 92ZM86 94H87V92H86ZM54 96H58L57 94H53ZM53 96V97H54ZM59 96H60V94H59ZM58 96V97H59ZM150 96V95H149ZM81 97V96H80ZM88 97V96H87ZM151 98V97H150ZM77 99V98H76ZM80 100V99H79ZM78 100V101H79ZM83 100V99H82ZM86 100H89V99H86ZM77 101V100H76ZM85 101V100H84ZM151 101V100H150ZM89 102V101H88ZM80 103V102H79ZM82 105V104H81ZM78 107H80V106H78ZM74 108V107H73ZM81 108H83V107H81ZM79 109V108H78ZM203 109V108H202ZM217 109V108H216ZM204 110V109H203ZM83 111V110H82ZM202 111V110H201ZM207 111H208V108H207ZM77 113V112H76ZM79 113H80V111H79ZM202 113L203 112H201V115H202ZM75 114V113H74ZM126 114V113H125ZM197 114V113H196ZM195 114V115H196ZM199 114V118H197V119H199V121H200V117L202 118V116L204 115H200V113H198ZM127 115V114H126ZM125 115H124V113H123V115H121V118H124V120H125V117H124ZM129 116V115H128ZM127 116V117H128ZM115 117H118V115L117 116H115ZM204 117V116H203ZM120 118V117H119ZM195 119H196V117H194ZM122 121V120H121ZM198 121V122H199ZM119 122V121H118ZM202 122V121H201ZM200 122V123H201ZM121 123H123V122H120V125H121ZM119 126V125H118ZM113 127V126H112ZM30 128V129H29ZM29 130H30V132L32 133L30 136L32 137H29V138H31V140H32V143L31 142H29V144L31 145V146H33V144H34V146H33V149L34 148H36V145L37 144H39V138H40V132L42 131V129H43V122H42V117H40V119L37 121V122H35V123H32L30 126H29ZM132 128V127H131ZM129 131H131V129L129 130ZM144 131V130H143ZM186 131V130H185ZM29 132V131H28ZM29 132V133H30ZM29 133H28V135H29ZM126 133H127V131H126ZM136 133H139V132H136ZM127 134H130V133H127ZM133 134H134V132H133ZM139 135H141V134H139ZM128 136V135H127ZM126 136V137H127ZM132 136V135H131ZM134 136H136V135H134ZM133 136V137H134ZM66 137L68 138V139H73V138H75L76 137V135H73L72 133H70V132H68V133H66ZM125 137V138H126ZM137 138H138V134H137V136H136ZM141 137V136H140ZM28 138V137H27ZM124 138V137H123ZM128 138H132V137H128ZM128 138H126V139H128ZM134 139H136V138H134ZM139 139V138H138ZM150 139V138H149ZM148 139V140H149ZM202 139V138H201ZM200 139V140H201ZM27 140H29V139H27ZM124 140V139H123ZM122 140V141H123ZM133 140V139H132ZM155 140V139H154ZM122 141H121V143H122ZM125 141V140H124ZM128 141H130V139L128 140ZM127 141V142H128ZM135 141H137V139L135 140ZM139 141V140H138ZM137 141V142H138ZM126 142V143H127ZM157 142H159L158 140H157ZM124 143V142H123ZM122 143V144H123ZM125 143V144H126ZM124 144V149H126V146L127 145H125ZM128 144H130V143H128ZM58 145V144H57ZM38 146V145H37ZM54 148H52L51 149V153H48L47 155H49V157L48 156H46V157H48V158H50V163H51V161L52 162H54V164H52V166L51 167H54V171H56L57 173H55L56 175L57 174H60V176H62L63 178H67V176L69 177H71V180H76V178L77 177H79L78 175L80 174V171H82V170H78V171H74V172H72V171H70L69 173L70 174H68V169L66 170L64 167L66 166V165H68V163L71 161V160H69V162H67V160H65V159H67V158H65L64 156V158H62L61 156V153H62V149H64L62 146H56V144H54ZM176 147V146H175ZM128 148V150H126L127 152L129 151V149H130V151L131 152H138L139 151V148L136 146H133L132 145V143L129 145V147H127ZM173 149H174V147H172ZM122 149V148H121ZM175 151H176V149H175ZM130 152V153H131ZM140 153H141V151H139ZM173 152V151H172ZM128 154H129V152H128ZM132 154V153H131ZM136 155H138V154H136ZM175 155V154H174ZM181 155H183V154H181ZM179 156L178 158L176 157V158H174L173 157V153H172V155H170L169 154V156L170 157H172V159L171 160H169L170 161V163L168 162V164H167V168H165V169H167V170H169V171H171L169 174L172 176V174H174L175 176L177 175H179L180 176V178L181 179H179V176H178V178H177V176L175 177V179L177 178L178 180H180L179 182L180 183H176V184H174V186H173V190H178L179 192L180 191H184V189H186L187 187L186 186H188L187 184H188V182L191 184V183H196V185H197V183L198 184H202V183H204V180L202 181V179L201 178H199V176L197 177L196 175H198V174H195V173H193V171L194 170H192V168L190 169V167H189V163L188 164H186V166H188L187 168H185V164H184V162L185 161H183V157L184 156ZM67 156V155H66ZM138 156H140V154L138 155ZM177 156V155H176ZM35 157V156H34ZM103 159H106V160H108L106 157L105 158H103ZM177 159H180V160H182L183 161V163L182 164H177L175 161L177 160ZM45 160H46V162H48L47 161V159L45 158ZM49 160V159H48ZM105 160V162H107ZM130 160V159H129ZM135 160H137V159H135ZM43 161V160H42ZM134 161V160H133ZM39 163V162H38ZM43 163V162H42ZM44 163H45V161H44ZM49 163V162H48ZM127 163H129L128 164V166H129V168H133L134 167V165L136 166V163L135 162H127ZM139 163H142V162H139ZM150 163V162H149ZM164 164V163H163ZM5 165V164H4ZM45 165V164H44ZM48 165V164H47ZM108 165V164H107ZM137 165H138V163H137ZM40 166V165H39ZM3 166H0V174H1V172L2 171H4V169L5 168H2ZM138 167V166H137ZM136 167V168H137ZM140 167H141V165H140ZM162 167V166H161ZM166 167V166H165ZM192 167V166H191ZM128 168V169H129ZM136 168H134V169H136ZM156 168V167H155ZM49 169H50V167H49ZM48 169V170H49ZM52 169V168H51ZM78 169V168H77ZM138 169H140V168H138ZM158 169V168H157ZM194 169V168H193ZM70 170V169H69ZM137 170V169H136ZM161 170V169H160ZM196 170L197 169H195V172H196ZM131 171V170H130ZM130 171L128 172V173H130ZM141 171V170H140ZM158 171V170H157ZM168 171V172H169ZM33 172V171H32ZM48 172H50V170L48 171ZM53 172V171H52ZM59 172V173H58ZM72 172V173H71ZM132 173L131 174H129V175H126V176H128V177H124V175H123V177L124 178H122V177H120V179H122L121 181H120V185H122L124 188H125V190L124 189H122V191L120 192L119 191V193L117 192V190L115 189L114 191L117 193V194H114V193H111V195H108L106 198H108V200H102L103 202H104V205H103V207H102V211L104 212L103 214H110L112 217H113V211H114V209H113V206L116 204L115 202H119V199H123V197L124 196H127L128 195V193H130V190L128 189L129 188V186L128 185H135L134 187H137L139 190H140V193H141V196L140 197H138V198H135V202L132 204V206H131V208H130V206H128V201L130 200H128V198H126L127 199V202H126V204L127 205H124L123 207H122V205L121 204H119V206L122 208L121 210L123 211V209L124 210H126V208H127V206H128V208L129 209H127V212L128 213H125V212H123L122 213V211H121V213L124 215H122L121 213H119V212H117V213H119L121 216H123V218L125 217L126 218V221L127 222H130V223H132L131 225H133V223H135L136 225H134V228H135V230L137 229V231H139V232H143V234L142 233H140V235L142 234V238L140 239L139 237L137 238V239H134V240H136V242L139 240L140 241V243L142 242V243H144V242H147V243H149V242H152V246L154 245V243L156 244L157 242H158V244H160V245H162V246H160V247H162L161 248V251L163 250V248L165 247V248H168L167 250H170V248L173 250H176L177 248H179V250H180V248L182 249V244H186L187 245V249H188V251L191 253H194L193 255H195V253L197 254L198 252L200 253V249L198 248V247H200L201 245H199L198 244V246H197V243L199 242L198 240V237L200 236V235H198V231L196 230V228L195 229H189L188 228V225H187V221H189V219L187 220V217L188 216H190L189 214H190V212H188V210H186L185 212H183V213H181L182 211L177 207V205H174V207L171 209V210H173V211H165V208L168 206V208L170 207V205L171 204H174V203H176V204H178V206H179V203H177V201H175V200H177V198L174 200V199H171V197H172V194L170 195V193H168V194H166V193H164L163 194V196H161L160 195V193H159V191H157L158 189H159V186H161L160 184H161V177H159L160 176V174H158L157 172H155V169H154V171H152L151 173L149 172V174H143L144 176H142V175H140V174H138V173H135L134 172V170H132L131 171ZM137 172V171H136ZM164 172V171H163ZM167 172V173H168ZM192 172V173H191ZM197 172H198V170H197ZM31 173V172H30ZM29 173V174H30ZM82 173V175L83 174H85L84 172H81ZM125 173V172H124ZM127 173V172H126ZM139 173H141V172H139ZM34 174V173H33ZM45 174V173H44ZM67 175V176H66ZM82 175H80V178H81V176ZM28 176H31L30 178H28V179H30V180H36V179H32L33 178V176H32V174H30V175H28ZM27 176V177H28ZM122 176V175H121ZM162 176V175H161ZM165 176L166 175H164L163 177L165 178ZM171 176H170V178H171ZM181 176H184L183 178L181 177ZM26 177V176H25ZM57 177V176H56ZM173 177V176H172ZM173 177V178H174ZM20 178V177H19ZM58 179H60L59 178V175H58V177H57ZM14 179V178H13ZM163 179V178H162ZM172 179V178H171ZM12 180V179H11ZM26 180V179H25ZM77 180H78V178H77ZM76 180V181H77ZM80 180V179H79ZM168 180V179H167ZM173 180V179H172ZM9 180H7V182H8ZM18 181V180H17ZM17 181H15V182H17ZM27 182H28V180H26ZM53 181V180H52ZM60 181V180H59ZM188 181V182H187ZM12 183L10 184V185H5V186H3L4 187V191L1 193V194H3V195H1L2 197H10V195H11V193H14L13 192V190L15 189V187H16V183L15 182H13V181H11ZM57 182V181H56ZM55 182V183H56ZM70 182V181H69ZM72 182V181H71ZM82 182V181H81ZM88 182V181H87ZM176 182V181H175ZM3 183V182H2ZM6 183V182H5ZM29 183V182H28ZM27 183V184H28ZM75 183H77V182H75ZM84 183H86V182H84ZM90 183V182H89ZM107 183V182H106ZM18 184V183H17ZM73 184V183H72ZM71 184V185H72ZM100 184V183H99ZM114 184V183H113ZM173 184V183H172ZM15 185V187L13 188V186ZM31 185H33V182H31ZM107 185V184H106ZM119 185V184H118ZM51 186V185H50ZM79 186V185H78ZM91 186V185H90ZM101 186V185H100ZM99 186V187H100ZM103 186V185H102ZM112 186V184L109 186V184H108V187L109 188H112L111 187ZM113 186H115V185H113ZM121 186V187H122ZM2 187V188H3ZM19 187V186H18ZM25 187V186H24ZM30 184H29V187L26 189L27 191L26 192H29V193H31L32 192V187H31V190H30ZM36 187V186H35ZM47 187V186H46ZM59 187V186H58ZM84 188L82 189L81 187V189H82V191H85L86 189H88L87 187V185H85V186H83ZM107 187V186H106ZM195 187V186H194ZM204 186H202L201 188H203ZM2 188H0V189H2ZM39 188V187H38ZM51 188V187H50ZM60 188V187H59ZM59 188L58 189H56V186H55V188H54V186H53V192H58V190H59ZM61 188H62V186H61ZM114 188H116V186L115 187H113V189ZM120 188V187H119ZM137 188H135V190L137 189ZM191 188H192V186H191ZM24 189V188H23ZM41 189V188H40ZM47 189V188H46ZM45 189V190H46ZM71 189V188H70ZM69 189V190H70ZM97 189V188H96ZM99 189V188H98ZM133 188H131V190H132ZM167 189V188H166ZM28 190H30V191H28ZM72 190V189H71ZM77 190H78V188H77ZM100 190V189H99ZM101 190H103V188L101 189ZM110 190H112V189H110ZM139 190H136L137 191V193H139L138 191ZM168 190V189H167ZM20 191V190H19ZM35 191V190H34ZM37 191V190H36ZM52 191V190H51ZM160 191H161V189H160ZM198 191V190H197ZM21 192H23V191H21ZM25 192V191H24ZM38 192V191H37ZM48 191H46V193H47ZM53 192H51L52 194H53ZM81 192V191H80ZM108 192V191H107ZM113 192V191H112ZM158 192V193H157ZM175 192V194H176V192L177 191H174ZM185 192V191H184ZM41 193V192H40ZM60 193H61V191H60ZM60 193H58V194H60ZM64 193H66V192H64ZM77 193V192H76ZM75 193V194H76ZM95 193H96V190H95ZM134 193H135V191H134ZM178 193V192H177ZM191 193V192H190ZM18 194H19V192H18ZM21 194V193H20ZM27 195H28V193H26ZM57 194V193H56ZM71 194V195H70ZM78 194V193H77ZM76 194V195H77ZM94 194V193H93ZM110 194V193H109ZM203 194V193H202ZM31 195V194H30ZM36 195V194H35ZM69 197H71L72 195H74V192H73V190H72V192H70L69 193ZM87 195H88V193H87ZM102 195H103V193H102ZM136 195V194H135ZM154 195H156L155 196V198H156V201H155V198H154ZM13 196H14V194H13ZM16 196V195H15ZM15 196H14V198H15ZM43 196H44V198L46 197L44 194H43ZM138 196V195H137ZM136 196V197H137ZM17 197V196H16ZM24 197V196H23ZM36 197V196H35ZM39 196L37 195V198H38ZM40 197H42V196H40ZM54 197V196H53ZM76 197V196H75ZM99 197V196H98ZM97 197V198H98ZM104 197V196H103ZM102 197V198H103ZM152 197L154 198V199H152ZM4 198H2V199H4ZM18 198V197H17ZM66 198H68V196L66 197V196H62V195H60L59 196V198H58V202L60 203H62L63 201H65L66 202ZM94 198H96V197H94ZM93 198V199H94ZM96 198V199H97ZM105 198V197H104ZM103 198V199H104ZM217 198V197H216ZM2 199H1V203H0V205L2 204V206H4V207H6V210H7V207H10L11 208V211H12V208H18V206H20V211L19 212H17L18 214H20L19 216H18V214H17V217H15V218H8L9 216H7V214H6V217H4L3 216V218H2V220L0 219V221H1V226L2 225H4V226H7V225H9V224H11V223H14V222H18L19 220H20V223H22L23 222V224H30V225H32L33 227L37 224L38 226L41 224L40 223V221L42 220V219H44L45 220V216H44V218H42L41 216V218H39V213H37V212H35V215L33 214V212H34V210L32 209V207L35 205V203H34V205L32 206V204L33 203H31V204H27V203H25L24 204V202H22L21 203V205L19 204V205H17V202H16V206L14 205V206H12L11 204H10V202H8V199L5 201V200H3L4 202H2ZM6 199V198H5ZM12 199V198H11ZM26 199V198H25ZM51 199V198H50ZM54 199H55V197H54ZM70 200H71V198H69ZM88 199V198H87ZM90 199H92V198H90ZM93 199L92 200H89L88 201V203H87V205H88V207L90 206L89 204L91 203V201H93ZM95 199V200H96ZM125 199V200H126ZM180 199H182V198H180ZM179 199V200H180ZM189 199V198H188ZM12 200H14V199H12ZM16 200H18V199H16ZM20 200H21V198H20ZM24 200V199H23ZM27 200V199H26ZM38 200H39V198H38ZM43 200V199H42ZM74 200H75V198H74ZM94 200V201H95ZM101 200V199H100ZM11 201V200H10ZM30 201V200H29ZM29 201H27V202H29ZM34 201V200H33ZM35 201H37V199L35 200ZM50 201V200H49ZM85 201V200H84ZM93 201V202H94ZM121 201V200H120ZM124 201V200H123ZM122 201V202H123ZM131 201V200H130ZM132 201H134V199L132 200ZM20 202V201H19ZM31 202H32V200H31ZM51 202V201H50ZM57 202V203H58ZM69 202V201H68ZM93 202L91 203V204H93ZM179 202V201H178ZM42 203H43V201H42ZM42 203H40V204H42ZM47 203V202H46ZM52 203V202H51ZM50 203V204H51ZM55 203V202H54ZM61 203L59 204V205H61ZM95 203V202H94ZM124 204H125V202H123ZM122 203V204H123ZM13 204H15L14 202H13ZM22 204H24L23 206L24 207H22ZM44 205H45V203H43ZM56 204V203H55ZM68 204V203H67ZM82 204V203H81ZM85 204V203H84ZM27 205V206H26ZM31 205V206H30ZM37 205V204H36ZM58 205V206H59ZM63 205V204H62ZM80 205V204H79ZM86 205V206H87ZM187 205V204H186ZM26 206V207H25ZM40 206V205H39ZM43 206V205H42ZM48 206V205H47ZM46 206V207H47ZM49 206H51V205H49ZM48 206V207H49ZM65 206V205H64ZM84 206V205H83ZM126 206V207H125ZM173 206V205H172ZM176 206V207H175ZM22 207V208H21ZM45 207V208H46ZM63 207V206H62ZM61 207V208H62ZM91 207V206H90ZM96 207H98V206H96ZM187 207H189L188 205H187ZM0 208H3V207H0ZM16 208V209H17ZM39 208V207H38ZM57 208V207H56ZM76 208H78V209H80L79 207H76L75 206V209ZM175 208V209H174ZM180 208H181V206H180ZM200 208V207H199ZM9 209V208H8ZM35 209V208H34ZM37 209V208H36ZM41 209V208H40ZM89 209V208H88ZM88 209H86V211L84 212L83 211V209H82V211L83 212H81V213H83V214H81V215H76L75 217H73V215H72V217H73V219H72V221H76L77 222V220L79 219V218H85V220H87V218L88 219H90L88 216H90V215H88ZM184 209V208H183ZM194 209V208H193ZM18 210V209H17ZM55 210V209H54ZM59 210V209H58ZM65 210V209H64ZM63 210V211H64ZM68 210H70V209H68ZM199 210V209H198ZM203 210V209H202ZM9 212H11L10 211V209L8 210ZM16 211V210H15ZM33 211V212H32ZM40 210H38V212H39ZM53 211V210H52ZM76 211V210H75ZM99 212H100V210H98ZM118 211V210H117ZM195 211V210H194ZM41 212V211H40ZM44 212V211H43ZM71 212V211H70ZM78 212H80V211H78ZM91 212V211H90ZM89 212V213H90ZM114 212H116V211H114ZM201 212V211H200ZM260 212H262V211H260ZM2 213V212H1ZM12 213V212H11ZM10 213V214H11ZM16 213V212H15ZM37 213V214H36ZM49 213V212H48ZM61 213V212H60ZM85 213H87V215L85 214ZM198 213V212H197ZM237 213V212H236ZM259 213V212H258ZM44 214V213H43ZM46 214V213H45ZM63 214V213H62ZM74 214V213H73ZM93 214V213H92ZM101 216H103V214H101V212L99 213ZM180 214V217H181V220L179 219L178 220V218H177V220L175 221V219H176V217L178 216ZM196 214V213H195ZM205 214V213H204ZM203 214V215H204ZM47 215V214H46ZM52 215H53V213H52ZM66 215H69V213H67ZM97 215H98V213L96 214V217H97ZM104 215V216H105ZM116 215V214H115ZM200 215V214H199ZM262 215H263V213H262ZM261 215V213H260V217L262 216ZM62 216V215H61ZM109 216V215H108ZM121 216H120V218H121ZM193 216H195V215H193ZM257 216V215H256ZM47 218L46 219H48V216H46ZM64 217H66V216H64ZM70 217V216H69ZM91 217V216H90ZM144 217H145V219H147L146 217H150V218H148L150 221H148L147 220V222H153V223H148L147 225L143 222V220H145L144 219ZM179 217V216H178ZM179 217V218H180ZM51 218H53V216L51 217ZM98 218H100V216L98 217ZM111 218V217H110ZM123 218H122V220H123ZM143 218V219H142ZM93 219H95V217L93 218ZM92 219V220H93ZM264 219V218H263ZM14 220H18V221H14ZM50 220V219H49ZM81 220V219H80ZM107 220H109V219H107ZM113 220V219H112ZM142 220V222L140 223L139 221H141ZM192 220H194V219H192ZM239 220V219H238ZM262 220V219H261ZM22 221V222H21ZM43 221V220H42ZM47 221V220H46ZM55 221V220H54ZM71 221V220H70ZM71 221V222H72ZM90 221V220H89ZM121 221V220H120ZM124 221V220H123ZM197 221V220H196ZM200 221V220H199ZM240 221H241V219H240ZM263 221V220H262ZM49 222H51V221H49ZM53 222V221H52ZM69 222V221H68ZM75 222V223H76ZM79 222V221H78ZM77 222V223H78ZM85 223H86V221H84ZM98 222V221H97ZM102 222V221H101ZM101 222H98V223H93V224H95L97 227L99 226V229L101 230V228H102V230H104V232L108 229L107 228V224H105L106 222L105 221H103L102 223ZM109 222V221H108ZM126 222V223H127ZM146 222V221H145ZM146 222V223H147ZM201 222V221H200ZM207 222V221H206ZM239 222V221H238ZM258 222V221H257ZM261 222V221H260ZM19 223V222H18ZM17 223V224H18ZM43 223V222H42ZM81 223V222H80ZM91 223V222H90ZM118 223V222H117ZM116 223V224H117ZM123 223V222H122ZM125 223V222H124ZM262 223V222H261ZM55 224V223H54ZM73 224H74V222H73ZM73 224H72V226H73ZM88 224V223H87ZM87 224H86V226H87ZM121 224V223H120ZM190 224V223H189ZM198 224V223H197ZM202 224V223H201ZM210 224V223H209ZM233 224V223H232ZM19 225V224H18ZM21 225V227H22V224H20ZM36 225V226H37ZM45 225V224H44ZM59 225V224H58ZM70 225V224H69ZM75 225V224H74ZM79 225V224H78ZM83 225V224H82ZM94 225V226H95ZM113 225V224H112ZM124 225V224H123ZM127 225V224H126ZM125 225V226H126ZM191 225V224H190ZM195 225V224H194ZM200 225V224H199ZM206 225H207V223H206ZM228 225H230V223L228 224ZM257 225V224H256ZM261 225V224H260ZM3 226V227H4ZM12 226V225H11ZM37 226V227H38ZM41 226V225H40ZM49 226V225H48ZM51 226V225H50ZM65 226V225H64ZM67 226V225H66ZM84 226V225H83ZM90 226V225H89ZM88 226V227H89ZM94 226H92V228L94 229ZM109 226H110V223H109ZM108 226V227H109ZM128 226H129V224H128ZM192 226V225H191ZM190 226V227H191ZM238 226V225H237ZM249 226V225H248ZM247 226V228H245L244 230V234H245V232L247 233V234H249V232H250V234H251V232L252 231H254L255 230V228H256V226H255V228H249ZM9 227V226H8ZM24 227V226H23ZM29 227V226H28ZM55 227V226H54ZM57 227V226H56ZM62 227V226H61ZM68 228H72L71 226L69 227V226H67ZM79 227H81V226H79ZM91 227V226H90ZM118 227V226H117ZM116 227V228H117ZM137 227V228H136ZM199 227H201V226H199ZM215 227V226H214ZM225 227V226H224ZM254 227V226H253ZM264 227V226H263ZM2 228V227H1ZM5 228V227H4ZM11 228V227H10ZM25 228V227H24ZM36 228V227H35ZM42 228H44V227H42ZM50 228H52V227H50ZM58 228V227H57ZM73 228H74V226H73ZM72 228V229H73ZM76 228V227H75ZM92 228L91 229H89V231L87 230V233H88V235L87 234H85V236L87 237H89V235L91 236V237H93V238H91L90 237V239H89V241L87 242V244H88V246H84L85 248L87 247V248H93V252L95 251V248H104V249H107L106 247L108 246L109 247V241L108 240H110V239H108V240H106L107 238H105V239H102V238H98V234H100V233H98L97 235H95V233H97V232H95L94 230H96L97 228H95L94 230H93V234L91 233L92 232ZM126 228H128V227H126ZM126 228L124 229V230H126ZM193 228V227H192ZM222 228V227H221ZM37 229V228H36ZM48 229V228H47ZM60 229V228H59ZM72 229H71V231H72ZM82 229V228H81ZM129 229V228H128ZM201 229V228H200ZM211 229V228H210ZM213 229V228H212ZM231 229H232V227H231V225H230V229H226V227H225V232L223 231L222 233H223V235H224V233H231ZM253 229V230H252ZM258 230H259V228H257ZM256 229V230H257ZM15 230V229H14ZM53 230H56V229H52V231ZM63 230H66V229H63ZM74 230V229H73ZM98 230V229H97ZM99 230V231H100ZM113 230V229H112ZM123 230V229H122ZM123 230V231H124ZM131 230V229H130ZM216 230V229H215ZM229 230H230V232H229ZM236 230V229H235ZM239 230V229H238ZM243 230V229H242ZM255 230V231H256ZM7 231H8V228H7ZM30 231H31V228H30ZM33 231V230H32ZM37 231V230H36ZM43 231V230H42ZM51 231V232H52ZM68 231V230H67ZM69 231H70V229H69ZM68 231V232H69ZM76 231V230H75ZM144 231H146L147 233H148V236H147V233H146V236H145V232ZM219 231V230H218ZM233 231H234V227H233ZM237 231V230H236ZM259 231H261V230H259ZM262 231H264V230H262ZM262 231H261V235H263L262 234ZM20 232V231H19ZM23 232V231H22ZM35 232V229H34V231H33V233ZM74 232V231H73ZM78 232V231H77ZM83 232V231H82ZM85 232V231H84ZM95 232V233H94ZM101 233H102V231H100ZM103 232V233H104ZM109 232V231H108ZM116 232V231H115ZM132 232V231H131ZM138 232V233H139ZM176 233V232H178L177 234H179V232L180 233H183L182 234V237H180L181 236V234H180V236H179V238H175V239H171V235L173 234V233ZM9 233V232H8ZM14 232L12 231V234H13ZM16 233V232H15ZM18 233V232H17ZM26 233V232H25ZM40 233H42V232H40ZM47 233V232H46ZM57 233V232H56ZM60 233V232H59ZM64 233V232H63ZM91 233V234H90ZM106 233V232H105ZM215 233V232H214ZM236 233V232H235ZM241 233V232H240ZM255 233H258V232H255ZM50 234V233H49ZM53 234V233H52ZM51 234V235H52ZM61 234V233H60ZM66 234H67V232H66ZM109 234V233H108ZM115 235H117L116 233H114ZM127 234H128V232H127ZM185 234V236H183ZM234 234V233H233ZM253 234V233H252ZM251 234V235H252ZM3 235V234H2ZM5 235V234H4ZM17 235V234H16ZM21 235V234H20ZM36 235H37V233H36ZM48 235V234H47ZM57 235V234H56ZM78 235V234H77ZM102 235V234H101ZM100 235V237H102ZM130 235V234H129ZM174 235V234H173ZM202 235V234H201ZM227 235V234H226ZM236 235V234H235ZM243 235V234H242ZM250 235V236H251ZM257 235V234H256ZM258 235H260V232L258 233ZM7 236V235H6ZM55 236V235H54ZM60 236V235H59ZM74 236V235H73ZM72 236V237H73ZM84 236V237H85ZM97 236V237H96ZM103 236H104V234H103ZM105 236H106V234H105ZM121 236V235H120ZM119 236V234H118V237L119 238H121V237H123V236H121L120 237ZM127 236V235H126ZM125 236V237H126ZM135 236H137V235H135ZM145 236V237H144ZM176 236V235H175ZM207 236H209V235H207ZM212 236V235H211ZM215 236L216 235H214V238H215ZM229 236H231V235H229ZM237 236V235H236ZM246 236H248V235H246ZM250 236H248V237H250ZM253 236H255V234L254 235H252V237ZM264 236V235H263ZM11 237V236H10ZM19 238H20V236H18ZM31 237V236H30ZM37 237V236H36ZM65 237V236H64ZM82 237H83V234H82ZM85 237V238H86ZM108 237V236H107ZM117 237V236H116ZM117 237V238H118ZM173 238H174V236H172ZM204 237V236H203ZM210 237V236H209ZM240 237V236H239ZM239 237H238V239H239ZM251 237V238H252ZM257 237V236H256ZM8 238V237H7ZM14 238H17V237H14ZM39 238V237H38ZM45 238V237H44ZM58 238V237H57ZM63 238V237H62ZM68 238V237H67ZM78 238V237H77ZM81 238V237H80ZM85 238H81L82 239V241H83V239L85 240ZM104 238V237H103ZM115 238V237H114ZM117 238H115V239H117ZM124 238V237H123ZM135 238V237H134ZM212 238V237H211ZM213 238V239H214ZM219 238V237H218ZM242 238V237H241ZM243 238H246V237H243ZM254 238V240L256 239L255 237H253ZM258 238H259V236H258ZM257 238V239H258ZM261 238H263L262 236H261ZM2 239V238H1ZM0 239V240H1ZM65 239H66V237H65ZM63 240V242H65L64 243V247L66 246V247H70L69 245H71L72 243L71 242H69V240H72V239H67V240ZM75 239V238H74ZM80 239V240H81ZM87 239V240H88ZM125 239V238H124ZM127 239L130 241V240H132V239H129V238H127L126 237V242H127ZM201 239V238H200ZM203 240H205L204 238H202ZM264 239V238H263ZM261 240V242L262 241H264V240ZM20 240H22V239H20ZM38 240V239H37ZM55 240V239H54ZM57 240V239H56ZM86 240V241H87ZM113 240V239H112ZM220 240V239H219ZM228 240V239H227ZM254 240L253 239H251V241H250V239H248V241H246L245 242V245H244V249L242 248V246L243 245H241V248H242V250H240L239 249V247H238V249H239V252L237 253V252H235V253H237V254H235V261L233 260L232 261V264H264V247H262V246H264V245H260L261 243H257L256 242V244H258L259 246V248L257 247L256 248V246H255V242H254ZM260 240H259V242H260ZM8 241V240H7ZM17 241V240H16ZM18 241H19V239H18ZM24 241V240H23ZM50 241V240H49ZM74 241V240H73ZM78 241H79V239H78ZM82 241H80V243L82 242ZM115 241V240H114ZM133 241V240H132ZM138 241V242H139ZM214 241H217V239L216 240H214ZM224 241V240H223ZM240 241V240H239ZM242 241H243V243H244V239H242ZM256 241H258V240H256ZM1 242V241H0ZM5 242H6V240H5ZM15 242V241H14ZM36 242V241H35ZM43 242V241H42ZM56 242V241H55ZM85 242V241H84ZM83 242V243H84ZM117 242V243H116ZM125 242V243H126ZM197 242V243H196ZM218 242V241H217ZM236 242V241H235ZM3 243V242H2ZM18 243V242H17ZM58 243H60V242H58ZM75 243H76V241H75ZM77 243H79V242H77ZM82 243V244H83ZM128 243V242H127ZM133 243V242H132ZM219 243V242H218ZM222 243V242H221ZM227 243V242H226ZM240 243V242H239ZM238 243V244H239ZM242 243V242H241ZM4 244V243H3ZM6 244V243H5ZM12 244H13V241H12ZM45 244V243H44ZM43 244V245H44ZM51 244V243H50ZM86 244V243H85ZM129 244V243H128ZM157 244V245H158ZM202 246L201 247H206V248H208V247H210V246H212L211 244H213V242L212 241H210V240H208V239H206L205 241H203L202 243ZM11 245V244H10ZM34 245V244H33ZM42 245V246H43ZM46 245V244H45ZM53 247H54V245L53 244H51ZM51 245H49V243H48V245H46V247H51ZM58 245V244H57ZM62 245V244H61ZM60 245V246H61ZM78 245V244H77ZM125 244L123 243V239L122 240H119V239H117V241H115L114 242V245H112V247H111V249L109 248V251L107 250V257L105 256V255H103V253H102V255L103 256H105V259L104 260H106L107 259V261L109 262V263H113V264H123L122 262L124 261L125 262V260H123L122 261V255H121V251L122 250H124L125 249V246H124ZM137 245H139V244H137ZM143 245V244H142ZM217 245V244H216ZM223 245V244H222ZM7 246V245H6ZM9 246V245H8ZM7 246V247H8ZM42 246H41V249H42ZM59 246V247H60ZM72 246V245H71ZM75 246V245H74ZM78 246H80V245H78ZM111 246V245H110ZM148 246H150V243H149V245L147 244V246H145L144 245V248L145 247H147L148 248ZM151 246V247H152ZM181 246V247H180ZM227 246V245H226ZM239 246V245H238ZM11 247V246H10ZM35 247V249L37 248L36 246H34ZM44 247V246H43ZM52 247V248H53ZM56 247V246H55ZM83 247V246H82ZM140 247H142V246H140ZM157 248H155L154 250L151 248L150 249V251L152 250L153 251V253H155V252H157V249L159 250L160 248H158V246H156ZM184 247H186V246H184ZM217 247V246H216ZM225 247V246H224ZM230 247V246H229ZM232 247V246H231ZM9 248V247H8ZM51 248V249H52ZM58 248V247H57ZM61 248H62V246H61ZM68 248H66V249H68ZM73 248V247H72ZM71 248V249H72ZM79 248V247H78ZM139 248V247H138ZM214 248H215V246H214ZM213 248V249H214ZM222 248V247H221ZM16 249V248H15ZM37 249H40L39 248V246H38V248ZM40 249V250H41ZM45 249V248H44ZM50 249V248H49ZM49 249H45V250H48L49 251ZM59 249V248H58ZM58 249H56L57 251H58ZM63 249V248H62ZM61 249V250H62ZM75 249V248H74ZM133 249V248H132ZM131 249V250H132ZM143 249V248H142ZM141 249V250H142ZM149 249V248H148ZM185 249V248H184ZM205 249V248H204ZM227 249V248H226ZM233 249V248H232ZM237 249V248H236ZM4 250V249H3ZM28 250V249H27ZM31 250H32V248H31ZM31 250H30V252H31ZM34 250V249H33ZM40 250H38V251H40ZM53 250V249H52ZM56 250H55V252H56ZM65 250V249H64ZM63 250V251H64ZM68 250H70V248L68 249ZM91 250V249H90ZM126 250V249H125ZM171 250V251H172ZM179 250H176V252L177 251H179ZM209 250V249H208ZM215 250V249H214ZM219 250V249H218ZM228 250V249H227ZM230 250V249H229ZM228 250V251H229ZM9 251V250H8ZM42 251V250H41ZM54 251V250H53ZM62 251V252H63ZM66 251V250H65ZM65 251L63 252V253H65ZM72 251V250H71ZM78 251V253H76L77 255L74 257V261H73V264H102V262H101V260L98 258V256L95 254V256L93 255V252H92V256L88 253V251H87V249H82V250H77ZM97 251V250H96ZM103 251V250H102ZM101 251V252H102ZM128 251V250H127ZM129 251H130V249H129ZM149 251V250H148ZM147 251V252H148ZM160 251V250H159ZM158 251V252H159ZM160 251V252H161ZM210 251V250H209ZM217 251V250H216ZM235 251H238V250H235ZM26 252V251H25ZM33 252H35V251H33ZM36 252H37V250H36ZM44 252H46V251H44ZM66 252H68V251H66ZM74 252H76L75 250H74ZM91 252V251H90ZM98 252H100V250L98 251ZM100 252V253H101ZM133 252V251H132ZM135 252V251H134ZM140 252V251H139ZM147 252H145L146 253V255L148 254ZM163 252V251H162ZM165 252V251H164ZM5 253V252H4ZM6 253H7V249H6ZM38 253V252H37ZM41 253V252H40ZM43 253V252H42ZM59 253H61L60 251H58V253L56 252V257H57V254H58V258H59ZM73 253V252H72ZM72 253H69L70 255H73ZM95 253V252H94ZM97 253V252H96ZM105 253V252H104ZM124 253V252H123ZM128 252H126V254H127ZM142 253V252H141ZM144 253V254H145ZM151 253V252H150ZM152 253V254H153ZM168 253H170V252H168ZM171 253H173V251L171 252ZM174 253H175V251H174ZM187 253V252H186ZM198 253V254H199ZM35 254V255H34ZM53 254V253H52ZM67 254V253H66ZM152 254H150V256H152ZM158 254V253H157ZM156 254V255H157ZM161 254V253H160ZM20 255V254H19ZM26 256V257H23V256ZM24 255H20L21 257L20 258H18V259H16V260H14V262H13V264H33L34 262H32V261H34V257L37 255L36 253H33V254H24ZM49 255V254H48ZM75 255V254H74ZM73 255V256H74ZM102 255H101V257H102ZM132 255H135V254H132ZM138 255H139V253H138ZM142 255V254H141ZM140 255V256H141ZM154 255V254H153ZM156 255H155V258H156ZM175 255V254H174ZM188 255H189V253H188ZM192 255V254H191ZM190 255V256H191ZM193 255H192V257H193ZM208 255V254H207ZM43 256H44V254H43ZM47 256V255H46ZM54 256V255H53ZM52 255H51V257H53ZM61 256V258H62V255H60ZM97 256V257H96ZM139 256V257H140ZM149 256V257H150ZM161 256V255H160ZM164 256H165V254H164ZM163 255H162V257H164ZM205 256V255H204ZM5 257V256H4ZM3 257V258H4ZM23 257V258H22ZM41 257V256H40ZM50 257V258H51ZM68 257H71V256H68ZM137 257V256H136ZM142 257V256H141ZM140 257V258H141ZM161 257V258H162ZM166 257H167V255H166ZM203 257V256H202ZM214 257H215V254H214ZM2 258V259H3ZM14 258V257H13ZM37 258V257H36ZM35 258V259H36ZM42 258H45V257H42ZM40 259V263H41V260H42V262H43V260H44V262H45V260H46V258L45 259ZM49 258V257H48ZM57 258V259H58ZM60 258V259H61ZM67 258V257H66ZM104 258V257H103ZM127 258V257H126ZM131 258V264H149V263H151L152 261H154L155 260V258H154V260H152L151 262H146V257L144 256V258H146L145 259V261L144 262H142V260L144 259V258H142V260L141 261H139V260H135V259H137V258H135V259H133L132 257H130ZM153 258V257H152ZM159 257H157V259H158ZM195 258V257H194ZM204 258V257H203ZM5 259V258H4ZM56 259V260H57ZM72 259V258H71ZM151 259V258H150ZM149 259V260H150ZM165 259V258H164ZM167 259V258H166ZM174 259V258H173ZM202 259V258H201ZM38 260H39V258H38ZM49 260H51V259H49ZM127 260V259H126ZM161 260V259H160ZM175 260V259H174ZM183 260V259H182ZM188 260V259H187ZM190 260V259H189ZM194 260V259H193ZM198 260V259H197ZM196 260V262L195 263H193V264H201V260H200V262H198ZM208 260V259H207ZM6 261V260H5ZM36 261V260H35ZM53 260H51V261H49V262H52ZM60 261V260H59ZM62 261H63V259H62ZM148 261V260H147ZM156 261H158V260H156ZM164 262H165V260H163ZM167 261V260H166ZM172 261V260H171ZM181 261V260H180ZM204 261V260H203ZM1 262V261H0ZM37 262V261H36ZM48 262V261H47ZM45 263V264H50L49 262L48 263ZM70 262V261H69ZM105 262V261H104ZM103 262V264H105V263H108V262H105L104 263ZM127 262V261H126ZM126 262H125V264H126ZM146 262V263H145ZM170 262V261H169ZM188 262H190V261H188ZM206 262V261H205ZM224 262V261H223ZM39 263V262H38ZM37 263V264H38ZM61 263H63V262H61ZM160 263H161V261H160ZM163 263V262H162ZM180 263V262H179ZM222 263V262H221ZM1 264V263H0ZM44 264V263H43ZM54 264H55V262H54ZM70 264V263H69ZM128 264V263H127ZM152 264H154V263H152ZM156 264V263H155ZM158 264H159V261H158ZM167 264V263H166ZM178 264V263H177ZM188 264H190V263H188ZM215 264H219V262L218 263H215ZM223 264V263H222ZM226 264V263H225ZM230 264H231V261H230Z\"/></svg>",
  "mask_w": 264,
  "mask_h": 264
},
{
  "label": "clouds",
  "instance_id": "9594fccd",
  "mask_svg": "<svg viewBox=\"0 0 264 264\" xmlns=\"http://www.w3.org/2000/svg\"><path fill=\"white\" fill-rule=\"evenodd\" d=\"M151 78L155 82V84L158 85V86H163L166 83V80H165L164 75L161 72H159V71L153 73ZM180 87L181 88H186L187 85H183L182 84V85H180ZM205 99H207V97H205ZM188 135L191 138H193V139H198L199 138V132H198V130L197 131L189 130ZM177 146L180 147L181 145L178 144ZM175 162L177 164H182L183 163V161L180 160V159H177Z\"/></svg>",
  "mask_w": 264,
  "mask_h": 264
}]
</instances>
